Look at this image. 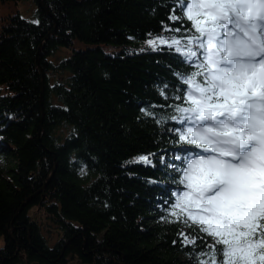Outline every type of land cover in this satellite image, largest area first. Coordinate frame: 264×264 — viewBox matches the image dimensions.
<instances>
[{"label": "trees", "instance_id": "obj_1", "mask_svg": "<svg viewBox=\"0 0 264 264\" xmlns=\"http://www.w3.org/2000/svg\"><path fill=\"white\" fill-rule=\"evenodd\" d=\"M34 1L0 17V264H198L181 234L211 238L169 211L199 151L169 119L195 70L158 39L190 34L178 0Z\"/></svg>", "mask_w": 264, "mask_h": 264}, {"label": "snow or ice", "instance_id": "obj_2", "mask_svg": "<svg viewBox=\"0 0 264 264\" xmlns=\"http://www.w3.org/2000/svg\"><path fill=\"white\" fill-rule=\"evenodd\" d=\"M178 4L181 15L169 19L191 22L185 43L158 39L195 70L181 74L180 115L169 119L183 125L174 129L179 140L199 151L176 157L186 167L172 222L183 217L211 238L181 234L193 251L198 240L207 249L195 253L198 264H264V0Z\"/></svg>", "mask_w": 264, "mask_h": 264}, {"label": "rangeland", "instance_id": "obj_3", "mask_svg": "<svg viewBox=\"0 0 264 264\" xmlns=\"http://www.w3.org/2000/svg\"><path fill=\"white\" fill-rule=\"evenodd\" d=\"M36 11H37V3L34 0H24V1H20L19 3H4V2H0V17H5L8 15H12V14H17L19 13L22 17L28 19V20H32V21H37V16H36ZM149 40H153V39H148L147 41H145V46H150L148 41ZM154 41V40H153ZM155 43H158L155 42ZM87 45L80 41L79 39L76 40V43L74 44L73 48L75 50H80L85 48ZM155 44L153 46L150 47H154ZM71 48H62V52H60V56L63 55V57H69L70 55H72L73 50ZM107 50H110L112 52H116V51H122L123 48H107ZM183 188L179 189L177 192H179L180 190H182Z\"/></svg>", "mask_w": 264, "mask_h": 264}, {"label": "water", "instance_id": "obj_4", "mask_svg": "<svg viewBox=\"0 0 264 264\" xmlns=\"http://www.w3.org/2000/svg\"><path fill=\"white\" fill-rule=\"evenodd\" d=\"M39 5H40L44 10H46L45 7H44V4H43V2H42V0H39ZM21 209H22V208H21Z\"/></svg>", "mask_w": 264, "mask_h": 264}]
</instances>
